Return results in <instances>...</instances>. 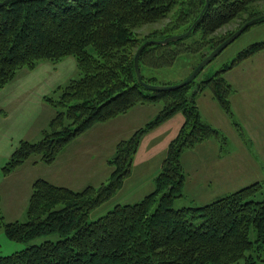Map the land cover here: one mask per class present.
I'll list each match as a JSON object with an SVG mask.
<instances>
[{"label": "trees", "instance_id": "obj_1", "mask_svg": "<svg viewBox=\"0 0 264 264\" xmlns=\"http://www.w3.org/2000/svg\"><path fill=\"white\" fill-rule=\"evenodd\" d=\"M3 1V0H0ZM263 0H209L191 34L167 44H147L138 69L146 83H155L146 70L170 67L182 54L199 60L250 18L261 16L254 4ZM205 0H9L0 5V86L21 68L41 60L72 56L77 78H70L49 101L60 107L37 141L22 139L3 166L5 172L24 161L49 164L68 141L94 123L112 119L137 104L159 103V110L127 139L119 140L107 182L74 190L35 178L24 220L6 221L0 228L11 240L27 244L0 255V264H244L264 261V175L209 202L178 204L186 178L181 153L215 137H225L200 119L195 98L204 89L234 120L231 86L223 72L264 49V39L251 42L237 56L201 81L195 79L169 91L146 90L137 81L134 55L146 40H158L180 26L187 30L198 18ZM157 26L146 34V24ZM235 22L232 29H218ZM191 66L192 70L194 66ZM77 74V75H78ZM167 84V83H164ZM49 100V99H48ZM179 110L184 120L169 141L154 176V189L140 200L118 203L95 219L89 214L106 202L128 177L142 135ZM65 120V123H63ZM262 195L258 200L257 194ZM1 199V194H0ZM178 200L179 202L181 201ZM176 202V203H175ZM255 238H250V232ZM50 236H53L51 238Z\"/></svg>", "mask_w": 264, "mask_h": 264}, {"label": "rangeland", "instance_id": "obj_2", "mask_svg": "<svg viewBox=\"0 0 264 264\" xmlns=\"http://www.w3.org/2000/svg\"><path fill=\"white\" fill-rule=\"evenodd\" d=\"M254 6L259 8L261 12L264 11V0L255 3ZM160 25L161 21L155 24H146L139 28L138 32L144 35ZM235 25V22H231L218 30L223 32L227 29L234 28ZM183 31V26H180L179 28L172 30L170 35L180 34ZM263 39L264 19L260 22L252 23L251 26L243 30L238 37L229 42L225 48L220 50L217 55L205 64L203 69L194 77L195 82L201 81V79H205L207 76L213 74L217 69H220L224 63H228L231 59L236 57V54L240 49L250 45L251 42L261 41ZM199 58L200 56H198V54H182L178 56L177 60L170 67L162 68L157 71L147 69L146 75H153L155 77L153 81L159 85L164 83H167V85L175 84L182 81L183 78L192 71L191 66L196 62H199ZM77 74L75 59L72 56H65V58L53 62L49 60H41L30 69L21 68L15 74L16 76L14 79L0 86V192L3 196V205L5 206H2L5 208V211L2 210L3 213L9 214V209H11L14 210L17 215L21 214L23 209H25L23 206L24 197L27 194V182L37 175H44L48 170L46 164L41 161L34 162V165L22 164V166L13 168L10 172H5L2 169L3 166L22 139L33 142L41 138L42 131L44 128H47L50 118L55 115L57 109H60V107L54 108L49 101L57 100L62 87L65 86L70 78H77V76H79V74ZM205 91L209 90L207 89ZM153 107L154 106L149 107L148 110H152ZM154 115L155 114H153V117ZM183 117L182 113L179 110H176L170 115V117L153 126L152 128L155 129L150 130L146 136L140 139L134 153L133 162H131L133 166L131 165L129 172L130 175L128 180L124 183V189H122V191L118 189L112 197L102 203L103 205L100 204L101 206L98 205L91 210L89 214L90 219H95L96 217L105 214L106 210L112 208L118 201L125 202L122 200L123 198H129V196L141 192L144 194L145 191H147L146 186L150 183V181L148 182V172L152 166L156 164L157 152L160 148V144H162V141L164 140L163 136L164 134L166 136L171 135L170 138L172 139L180 129L179 126L184 120ZM63 123H65V120H63ZM4 126H7V131H5ZM221 128L222 129L220 130L216 129L219 134L223 133L230 143L229 146L232 147L234 144L233 137H230L229 125H224V127ZM232 129L234 128L232 127ZM212 138L215 137L212 136ZM169 140L168 142H163V147H165L163 157L167 153L166 150ZM98 144L101 149L106 146L102 140L96 142L97 147ZM205 150L208 151L205 154L204 159L205 162H207L210 160L212 150L210 148ZM38 162L40 163L38 164ZM91 162L92 164L90 166L92 167L86 165L85 168L92 170V174L88 178L92 186L99 185L101 181H104L103 183L107 182L110 170H112L113 167H109L108 164L106 165L101 158H98V160L93 158ZM187 162L188 169H195L196 171H189V173H191L189 180H187L182 187L184 188L187 199H181V197L176 199L178 204H203L202 202L211 201L216 198V195L223 192H231L242 187L241 184L246 180L255 178L261 173L260 170L252 172L246 170L245 174H242L239 177H234L235 179L232 180V182L222 181L219 183L217 179L213 177L214 168L212 162L210 164L209 162L206 163L207 169L203 172H199V161H197L196 158L189 156ZM81 169L84 168L82 167ZM153 169L154 167L152 170ZM80 176L84 177L86 175L81 173ZM262 177L263 176L260 178ZM232 184H235V186L237 185L235 189L231 188ZM261 197L262 195L258 193L255 199L258 200ZM180 199L181 201L179 202L178 200ZM25 217L26 216H24L23 219H26ZM44 237L45 236L38 237L31 242H40L45 239ZM50 237L53 238V236ZM250 238H255V233L253 231L250 232ZM31 242H27V244ZM27 244L9 239L4 229L0 228V255L12 253L14 250L24 248ZM261 253L264 256V252ZM234 264H244V262L243 260H239ZM253 264H264V261L255 262Z\"/></svg>", "mask_w": 264, "mask_h": 264}, {"label": "crops", "instance_id": "obj_3", "mask_svg": "<svg viewBox=\"0 0 264 264\" xmlns=\"http://www.w3.org/2000/svg\"><path fill=\"white\" fill-rule=\"evenodd\" d=\"M223 77L231 86L232 91L230 92L228 99L237 126L233 125L228 115L225 114L220 105L216 103L212 93L205 91L206 89L197 93L195 102L197 103L198 113L200 114V119L202 121L207 124L209 123L218 130L222 129L221 127H224V125H229L230 137H233L234 145H232V147L229 146L230 143L226 138L224 144H222V147L220 148V141L217 138L209 137L208 139L197 143L192 148H186V150L180 155V162L184 174H186L183 184L189 180L191 175L189 171H196L195 169H188L187 167L189 156L196 158V160L199 161V172H203L207 169V162H209V164L212 162L214 168L213 177H215L219 183L222 181L232 182V180L235 179L234 177H239L242 174H245L246 170L250 172L257 170L261 171L259 176L242 183L241 185L243 186L248 182L259 179L264 174V49L253 52L251 56L233 64L228 70L223 72ZM151 106H154L153 109L148 110ZM160 106L161 104L159 103L137 104L136 106L129 108L125 113L115 115L112 119L94 123L89 129L85 130V132L68 141V143L57 153L55 160L46 164L48 170L45 174L37 175L27 182V194L24 197L23 206L25 209H23L21 214L17 215L14 210L11 209H9V214L2 212V210L5 211V208H3L5 206L3 205V196L0 192V205L3 217L7 221L24 220L23 218L28 205L27 201L31 193V185L35 181V178L40 177L55 185H63L74 190H80L86 185H92L89 182L90 180H88L92 174V170L86 169V165L90 166L93 158L95 160L101 158V160L107 165V160L115 154L114 150L117 142H119V140L127 139L133 131L147 123L153 117V114H156ZM232 127L234 129H232ZM4 129L7 131V126H4ZM153 129L155 128L150 130ZM150 130L145 132L141 138L146 136ZM170 137L171 135L166 136L165 134L163 136L164 140L162 141V144H160V148L157 152L156 164L152 166L154 169L152 170L151 168L148 172V182L150 181V183L146 186L147 191H145L144 194L141 192L129 196V198H123L122 200L125 202L118 201L116 204L138 201L141 196L154 189L153 179L160 169V162L162 161L165 152L163 142H168ZM100 140L106 144L102 149L99 144L98 147L96 146V142ZM209 148L212 150L211 157L210 160L205 162V154L208 152L205 149ZM39 163L40 162H38V164ZM22 164L34 165L30 160H26ZM22 164L20 166H22ZM82 167L84 169H81ZM81 173L86 176L81 177ZM129 175L130 173L128 174V177ZM128 177L125 178L126 180L124 179L122 185L118 188L120 191L124 189V183L128 180ZM103 182L104 181H101L100 184ZM233 185L235 186V184H232L231 188L235 189L237 185L235 187ZM223 193L216 195L215 197H219L220 195H223ZM182 194L183 198H186L184 188H182ZM206 202L209 201L202 203Z\"/></svg>", "mask_w": 264, "mask_h": 264}, {"label": "water", "instance_id": "obj_4", "mask_svg": "<svg viewBox=\"0 0 264 264\" xmlns=\"http://www.w3.org/2000/svg\"><path fill=\"white\" fill-rule=\"evenodd\" d=\"M7 1H9V0L0 1V5H3ZM208 4H209V0H205L198 18L192 23V26L190 28H188L187 30L181 32L180 34L169 35L167 37H164V38H161L158 40H146L145 42H143L139 46L138 50L135 52V55L133 57V59H134V70H136L137 81L144 87V89H146V90L149 89L151 91H160V90L161 91H169L173 88H179L185 84L190 83L191 81L194 80V77L203 69L205 64H207L210 60H212L220 50H222L223 48H225L228 45L229 42H231L236 37H238L239 34H241L243 32V30H245L249 26H251L252 23L260 22V21H262V19H264V14H262L261 16L250 18V20L246 21L244 24L239 26L238 29L234 30L233 33H231L226 39H224L222 42H220L214 49H212L210 52L205 54V57L203 59H201L194 66V69L185 78H183L182 81L175 83V84H171V85H167V84L157 85V84H152L149 82L148 83L144 82L141 78L140 70L138 69V60H139L138 56H139L140 52L144 49V47H146L147 44H158V43L159 44H167V43H169V41H178V40H181L182 38L189 36L191 34V31H192V28L194 27V25L203 16L205 8L208 6Z\"/></svg>", "mask_w": 264, "mask_h": 264}]
</instances>
